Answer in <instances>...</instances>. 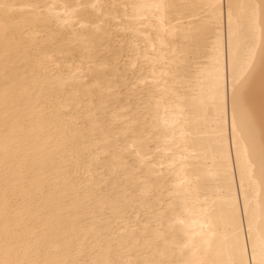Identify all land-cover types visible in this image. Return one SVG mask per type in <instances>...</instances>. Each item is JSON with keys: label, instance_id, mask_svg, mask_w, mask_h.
I'll return each mask as SVG.
<instances>
[{"label": "bare ground", "instance_id": "bare-ground-1", "mask_svg": "<svg viewBox=\"0 0 264 264\" xmlns=\"http://www.w3.org/2000/svg\"><path fill=\"white\" fill-rule=\"evenodd\" d=\"M0 264H264V0H0Z\"/></svg>", "mask_w": 264, "mask_h": 264}, {"label": "snow or ice", "instance_id": "snow-or-ice-1", "mask_svg": "<svg viewBox=\"0 0 264 264\" xmlns=\"http://www.w3.org/2000/svg\"><path fill=\"white\" fill-rule=\"evenodd\" d=\"M238 104L244 105L245 102H244V99H243L242 91H238V86L234 82V85H233V108H234V112H235V108H236V106ZM234 124H235V120H234Z\"/></svg>", "mask_w": 264, "mask_h": 264}]
</instances>
